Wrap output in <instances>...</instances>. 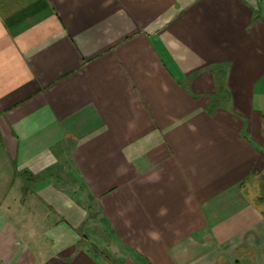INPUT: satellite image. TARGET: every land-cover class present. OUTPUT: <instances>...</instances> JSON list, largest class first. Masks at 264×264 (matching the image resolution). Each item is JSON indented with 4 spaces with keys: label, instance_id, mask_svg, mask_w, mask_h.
Here are the masks:
<instances>
[{
    "label": "crops",
    "instance_id": "crops-1",
    "mask_svg": "<svg viewBox=\"0 0 264 264\" xmlns=\"http://www.w3.org/2000/svg\"><path fill=\"white\" fill-rule=\"evenodd\" d=\"M263 197L264 0H0V264H264Z\"/></svg>",
    "mask_w": 264,
    "mask_h": 264
},
{
    "label": "rangeland",
    "instance_id": "rangeland-1",
    "mask_svg": "<svg viewBox=\"0 0 264 264\" xmlns=\"http://www.w3.org/2000/svg\"><path fill=\"white\" fill-rule=\"evenodd\" d=\"M91 249L93 250V252L95 253V254H98V255H100L102 258H106V259H108L109 260V256L106 254V252L105 251H102V248H101V245H100V243H92L91 244Z\"/></svg>",
    "mask_w": 264,
    "mask_h": 264
},
{
    "label": "trees",
    "instance_id": "trees-1",
    "mask_svg": "<svg viewBox=\"0 0 264 264\" xmlns=\"http://www.w3.org/2000/svg\"><path fill=\"white\" fill-rule=\"evenodd\" d=\"M263 202H264V197L260 199V203H263Z\"/></svg>",
    "mask_w": 264,
    "mask_h": 264
}]
</instances>
